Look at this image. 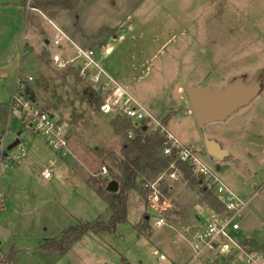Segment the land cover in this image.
<instances>
[{
    "label": "rangeland",
    "instance_id": "1",
    "mask_svg": "<svg viewBox=\"0 0 264 264\" xmlns=\"http://www.w3.org/2000/svg\"><path fill=\"white\" fill-rule=\"evenodd\" d=\"M78 10L75 14L60 11L52 20L59 29L32 11L26 29L16 36L7 26L16 16L11 11L0 30V101L11 102L17 82L30 84L40 105L46 109L47 104L65 126L70 146L68 154L59 156L32 131L28 118L8 112L0 120L8 145L19 138L28 149L0 179L4 195L0 257L15 249L14 264H123V257L133 264H166L159 253L172 264L190 259V241L200 228L196 219L200 206H215V201L190 188L179 171L175 178L164 173L162 179L172 188L162 197L158 182L161 200L157 204L149 199L151 189L146 186L152 180L130 191L127 220L113 231L83 235L61 255L41 246L61 237L79 219L111 216L107 202L86 178L103 175V165L109 168L106 153L120 155L124 131L117 134L113 123L123 118L120 110L125 104L137 102L245 201L235 236L240 242L254 238L245 248L264 252V0H95ZM76 23L87 35L97 34L102 27L116 30L117 36L107 40L113 46L111 55L104 54L103 46L90 48L97 50L111 79L102 76L94 84L91 76L82 80L75 73L73 84L70 71H60L50 61L59 48L54 44L59 30L88 48L81 31L76 32ZM61 42L65 46L67 41L62 37ZM16 44L21 48L17 55ZM236 77L245 82L256 77L260 85L256 96L225 120L200 126L187 87H222ZM107 80L110 84L104 86ZM115 88L120 89L115 92ZM105 102L111 105L109 111L102 109ZM205 136L228 151L222 159L206 151ZM45 168L51 170L47 180L42 179ZM171 210L179 213H168ZM159 217L165 218L161 226L156 225ZM145 218L149 234L135 227ZM242 260L224 261L215 253H205L198 264H243Z\"/></svg>",
    "mask_w": 264,
    "mask_h": 264
},
{
    "label": "built area",
    "instance_id": "2",
    "mask_svg": "<svg viewBox=\"0 0 264 264\" xmlns=\"http://www.w3.org/2000/svg\"><path fill=\"white\" fill-rule=\"evenodd\" d=\"M62 37L67 42H71L77 49V54L74 58L64 56L62 52ZM54 44L61 49V52L53 53L50 61L60 71L69 70L71 73L70 78L75 79L74 83L77 81L74 77L75 73L82 80L88 79L91 76L94 84L99 83L102 76L111 79L104 67L95 58L93 49L82 48L62 30H59V35L55 37ZM28 79L32 80L33 78L32 76H28ZM25 83V81L16 83L17 90L14 91L9 104V114L15 115L22 120L28 118V124L32 131L40 134L59 156H65L70 151L65 126L57 116L49 110L44 109L37 99L32 98L25 91ZM109 84L108 80L103 83L104 86ZM133 102L135 101L133 100ZM137 103L135 105L125 104L120 110L121 115L130 119L135 125H146L148 130L166 133L171 145L165 147L164 154L171 155L173 150H175L178 158L190 162L193 165L195 173L201 177V183L215 194L217 203L219 204V207L208 205V203L200 206V210L196 216L197 223L201 221L199 223L200 226L197 224V228H200L197 229L193 239L190 241L193 254L185 264H198L205 253H215L216 256L224 261H234L241 257L243 258V264H264L263 251L247 250L243 242L238 241L235 236L236 232L240 229L237 217L241 214L245 201L233 191L216 170L207 165L192 149L185 147L173 135L169 134L162 121L153 118ZM102 109L109 111L111 105L105 103ZM132 135L133 132H130L129 136ZM6 136V131L0 129V179L8 168H11L15 163L21 162L28 152L27 147L21 144V142L9 149ZM15 147L17 150L13 154L11 150ZM51 163H54V160H51ZM107 172V167L103 165L101 174H107ZM166 174L175 178L178 175V171L173 169ZM50 176L51 170L45 168L42 172V179L47 180ZM163 177L164 174L160 175L153 183H146V186L151 189L149 199L152 203L157 204L161 200L157 184L158 182L160 183ZM3 200L4 195L0 191V203ZM164 223V217H159L156 220L157 226H161ZM154 252L157 253L156 250ZM159 259L167 260L166 264H172L164 253H159Z\"/></svg>",
    "mask_w": 264,
    "mask_h": 264
},
{
    "label": "trees",
    "instance_id": "3",
    "mask_svg": "<svg viewBox=\"0 0 264 264\" xmlns=\"http://www.w3.org/2000/svg\"><path fill=\"white\" fill-rule=\"evenodd\" d=\"M95 0H23L25 5L39 9L51 20L56 21V15L62 11H68L72 14L77 13L82 4H89ZM77 31H81V36L84 47L94 48L102 47L107 44L110 37L117 36V32L110 27H102L95 35H87L83 30L74 25ZM76 32L72 37L76 38ZM79 40V39H78ZM25 91L32 98H37L33 91V87L25 83ZM15 85V91H16ZM37 94V93H36ZM8 104L0 102V120H5L9 112ZM43 107V106H42ZM44 108V107H43ZM45 109V108H44ZM2 120V121H3ZM115 132L117 134L124 131V138L120 150V155L117 156L112 151L106 153V158L111 160V165L108 167L107 174L96 177L95 175L86 178L88 184L96 193L105 199L111 211V216L108 219L97 217L93 221H83L79 219L76 224L70 225L63 230L61 237L42 243L45 249L57 252L58 255L65 254L73 244L83 235L99 234L103 231H113L118 223L124 222L128 217V196L130 191L137 189L141 182L147 180H156L160 175L169 173L173 169L179 171L188 185L192 189H198L205 197H213L215 206L219 207L215 194L201 183V177L194 171L193 165L188 161H183L175 154V150L171 155H165L164 149L170 146L171 142L166 133L160 131L149 132L143 128L144 125H135L130 119L123 117L120 120H115ZM133 132L132 136L128 134ZM111 180H117L119 190L117 192L109 191L108 184ZM166 179H161L160 189L161 195H169V190L172 188ZM214 204V203H213ZM179 213L175 210L168 213ZM167 213V214H168ZM136 229L143 234H149L150 226L148 220H140L136 224ZM15 249H11L0 257V261H5L8 264L16 262ZM123 264H133L125 257L122 258Z\"/></svg>",
    "mask_w": 264,
    "mask_h": 264
},
{
    "label": "water",
    "instance_id": "4",
    "mask_svg": "<svg viewBox=\"0 0 264 264\" xmlns=\"http://www.w3.org/2000/svg\"><path fill=\"white\" fill-rule=\"evenodd\" d=\"M259 89L260 85L256 77L249 82H245L242 77H236L222 87L189 85L187 94L197 122L203 127L207 123L225 120L238 108L248 104L256 96ZM143 128L147 130L146 125ZM19 142L20 139L16 138L9 145V149ZM205 148L211 156L218 159H222L228 152L216 140L206 136ZM217 169L220 168L217 167ZM108 190L117 192L119 190L118 181L111 180L108 184ZM253 241L254 238H247L244 239L243 244L251 245Z\"/></svg>",
    "mask_w": 264,
    "mask_h": 264
},
{
    "label": "crops",
    "instance_id": "5",
    "mask_svg": "<svg viewBox=\"0 0 264 264\" xmlns=\"http://www.w3.org/2000/svg\"><path fill=\"white\" fill-rule=\"evenodd\" d=\"M11 11H13V13L16 16H14L13 24L12 25H10V24L7 25L8 17H9L8 16V12L10 13ZM32 11L39 12L43 16V18L46 20L47 24H49L51 26L55 25L57 27V25L50 18H48L44 13H42L39 9L34 8V7H30L29 5H25L23 3V0H0V30L4 29L6 27L5 25H7V26L11 27V29H12L13 33H11V36H16L17 33L19 35L20 33H22L24 31V29H26L27 21H28L30 15H31ZM3 14H7L6 19H4V20L1 19V15L3 16ZM57 29H59V28L57 27ZM40 34H43V30H41V29H40ZM119 40H121V38ZM46 42H48V41H46ZM16 46H18V48H16V54L15 55L19 54V51L21 49L18 44H16ZM24 47H25V45H24ZM102 49H103L105 55H111L113 53V46L109 45V43H107V45L103 46ZM22 50H23V54H24L25 52H24L23 46H22ZM22 50H21V54H22ZM62 50H63L62 52H63L64 56H66L68 58H74L75 55L77 54L74 51V50H77V49L74 46H72L71 42H69V41L65 42V46H63V44H62ZM58 51L61 52V49L58 48V50L55 51V52H58ZM96 55H97V50L94 51V56L97 59V61L100 63V61L98 60ZM50 60H51V57H50ZM103 67L107 71V73H109L107 68L105 66H103ZM73 84H74V82H73ZM115 89H116L115 92H117L118 89H120V88H115ZM37 99H38V97H37ZM40 99L42 100L43 98L40 96ZM38 102L40 103L39 100H38ZM9 103H8V106H9ZM105 103H108V102H105ZM46 109L50 111V107L47 104H46Z\"/></svg>",
    "mask_w": 264,
    "mask_h": 264
},
{
    "label": "flooded vegetation",
    "instance_id": "6",
    "mask_svg": "<svg viewBox=\"0 0 264 264\" xmlns=\"http://www.w3.org/2000/svg\"><path fill=\"white\" fill-rule=\"evenodd\" d=\"M207 151V150H206Z\"/></svg>",
    "mask_w": 264,
    "mask_h": 264
}]
</instances>
